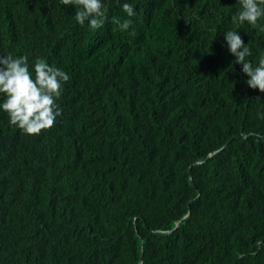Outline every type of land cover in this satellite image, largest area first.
<instances>
[{
	"label": "trees",
	"instance_id": "1",
	"mask_svg": "<svg viewBox=\"0 0 264 264\" xmlns=\"http://www.w3.org/2000/svg\"><path fill=\"white\" fill-rule=\"evenodd\" d=\"M102 3L92 30L74 4L0 0V55L70 76L51 129L0 109V264H264V92L224 37L257 66L264 31L239 0Z\"/></svg>",
	"mask_w": 264,
	"mask_h": 264
},
{
	"label": "clouds",
	"instance_id": "2",
	"mask_svg": "<svg viewBox=\"0 0 264 264\" xmlns=\"http://www.w3.org/2000/svg\"><path fill=\"white\" fill-rule=\"evenodd\" d=\"M60 2L65 6L76 5L74 19L80 25L88 22L92 30L103 27L107 19L102 0ZM239 3L242 10L232 18L233 22L238 20L241 25L247 22L264 31V26L258 24V20L264 16L258 0H239ZM122 8L128 17L135 15L133 5L124 3ZM131 25V19H124L119 23L121 31L128 30ZM224 37L228 51L236 58L233 63L242 65L241 71L249 77L246 84L252 89L258 88L264 92V56L254 66L246 59L252 53L239 32L229 30ZM69 80L70 76L64 70L41 59H37L30 66L28 56L0 55V96L3 97L0 109L8 115L11 126L19 128L27 135H38L43 130L51 129L56 119L61 116L62 109L57 101L62 96L64 84Z\"/></svg>",
	"mask_w": 264,
	"mask_h": 264
}]
</instances>
